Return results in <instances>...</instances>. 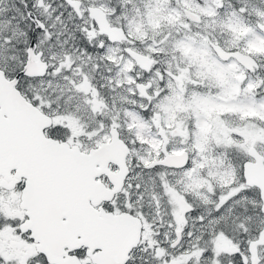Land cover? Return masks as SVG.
<instances>
[{"label": "snow or ice", "instance_id": "obj_1", "mask_svg": "<svg viewBox=\"0 0 264 264\" xmlns=\"http://www.w3.org/2000/svg\"><path fill=\"white\" fill-rule=\"evenodd\" d=\"M0 264H264V0H0Z\"/></svg>", "mask_w": 264, "mask_h": 264}]
</instances>
